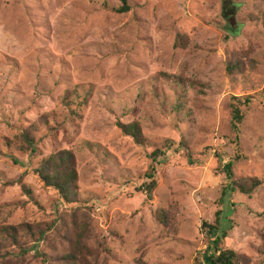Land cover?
I'll list each match as a JSON object with an SVG mask.
<instances>
[{"label": "rangeland", "instance_id": "1", "mask_svg": "<svg viewBox=\"0 0 264 264\" xmlns=\"http://www.w3.org/2000/svg\"><path fill=\"white\" fill-rule=\"evenodd\" d=\"M128 3L119 12L121 0H0V222L60 225L81 208L93 264H205L201 225L221 210L222 248L264 264V0ZM229 59L246 72L229 75ZM234 96H251L239 136ZM135 119L143 145L117 125ZM36 121L34 152L7 144ZM61 149L73 150L79 171L70 204L33 172ZM231 157L236 178L263 182L251 195L227 188L222 200ZM53 240L12 249L15 264H46L42 253L61 246Z\"/></svg>", "mask_w": 264, "mask_h": 264}, {"label": "trees", "instance_id": "2", "mask_svg": "<svg viewBox=\"0 0 264 264\" xmlns=\"http://www.w3.org/2000/svg\"><path fill=\"white\" fill-rule=\"evenodd\" d=\"M122 5L115 10L119 12H126L130 9L128 0H121ZM245 64L240 59H229L226 64V71L229 75H236L238 73H245ZM161 76L169 79L183 86H191L203 91L206 84L198 81L197 79L186 78L183 75L161 72ZM264 92V88H263ZM79 94L75 90L68 92L65 96V101H72L78 98ZM237 101H236V100ZM239 101V102H238ZM238 102V103H236ZM74 103V102H72ZM251 103V96L240 98L233 97L231 104V128L239 136L241 124L245 118V111L242 105L249 107ZM41 122L47 123L46 115H42ZM39 122H34L28 127L24 128L21 132L15 134L12 138H7V144L17 145L20 151H35V132L39 129ZM117 125L126 134L133 137L134 141L138 144H145L147 138L143 131L141 122L137 119L123 123L118 122ZM185 144V142H182ZM158 152V149H157ZM156 152V153H157ZM153 152V156L156 155ZM234 159L231 157L224 165V169L231 178L230 184L223 188L221 199L228 193V190L236 191L251 195L262 184V180L257 177L251 178H236L233 173ZM33 172L39 177L43 184L47 187H52L59 192L60 198L63 202L70 204L78 201L79 194V171L77 168L76 155L71 149H61L51 155L45 156L34 167ZM148 182L143 185L148 199H152L153 191L157 186V181L154 178V168L152 167L147 172ZM24 187V186H23ZM29 192V190L26 188ZM221 210L216 212L215 221H203L201 228L206 229V234L209 239L208 246L205 250V264H237L240 260L244 264L249 263V259L242 257L235 250L229 248H222V237L226 236V231L219 234L221 230L220 221ZM159 220L164 219L163 210H159L156 214ZM91 222L88 214L81 211V208L75 209L72 213V219L64 221L58 225L56 220L48 221H21L19 223H8L6 221L0 222V264H15L12 249H20L22 253H26L31 249H35L37 245L45 240L54 239L59 241L61 246L56 247L51 243L53 252L43 254L44 262L46 264H93L91 261V252L88 247V239L91 237ZM65 229V235L62 234L61 229ZM12 258V259H11ZM263 263V261H262Z\"/></svg>", "mask_w": 264, "mask_h": 264}]
</instances>
